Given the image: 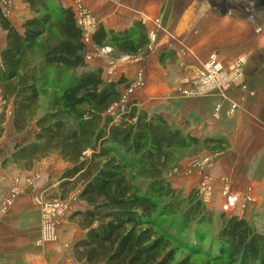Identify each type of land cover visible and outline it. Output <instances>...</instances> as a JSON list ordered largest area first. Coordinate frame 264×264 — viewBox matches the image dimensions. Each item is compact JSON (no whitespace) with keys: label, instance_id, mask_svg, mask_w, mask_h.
I'll list each match as a JSON object with an SVG mask.
<instances>
[{"label":"trees","instance_id":"obj_1","mask_svg":"<svg viewBox=\"0 0 264 264\" xmlns=\"http://www.w3.org/2000/svg\"><path fill=\"white\" fill-rule=\"evenodd\" d=\"M23 3L31 16L19 30L0 8V30L5 33L0 50V135L11 107L15 133L22 134L31 123L35 133L9 160L31 170L41 159L56 154L68 165L59 180V198L65 199L80 184L77 199L85 209L69 217L84 233L72 244L75 260L81 264H198L191 254L177 257L186 247L175 246L172 236L158 228L157 217L178 215L187 228L210 223L212 213L194 191L177 200L165 173L176 162V152H220L226 149V140L216 135L191 136L134 102L110 114V108L121 102L119 86L127 89L129 84L122 78L105 82L102 69L86 63L82 31L71 8L57 0ZM147 33L140 21L121 32L98 25L90 41L98 50L109 48L105 55L116 60L145 52ZM167 60H174L172 51L159 54L160 65ZM41 98L47 106L37 116ZM137 177L147 182L144 192ZM219 218L218 256L199 264H264V234L235 215Z\"/></svg>","mask_w":264,"mask_h":264},{"label":"crops","instance_id":"obj_2","mask_svg":"<svg viewBox=\"0 0 264 264\" xmlns=\"http://www.w3.org/2000/svg\"><path fill=\"white\" fill-rule=\"evenodd\" d=\"M57 1L65 8L73 2ZM78 1L105 30L121 32L135 21L146 26L149 45L144 55L128 59L124 56L113 61L90 43L86 46V63L101 68L102 77L110 81L122 78L129 86L136 71L141 70L145 86L133 90L126 96V101L134 102L136 107L149 114L162 116L191 136L216 135L225 139L227 147L224 151L210 153L215 155V160L204 170V179L211 183L213 196L219 204L225 201L224 191L236 196L233 215L248 221H264V0ZM11 12L16 19L23 15L30 17L23 0H11ZM167 51L174 53V60L160 65L158 56ZM210 56H216L225 70L240 64L239 85L227 92V100L217 95L180 96L181 77H190V71ZM119 91L125 92L122 85ZM230 104L236 105L233 112H230ZM1 127L0 209L5 191L15 179H19L24 193L6 212L0 211V254L20 251L26 254L28 264H47L44 245H34L35 240H40V218L24 178L47 172L50 176L54 169H50L49 164L55 161L54 158L61 162L63 171L68 165L55 154L41 159L31 170H4L1 162L8 154L3 152V147L16 138L21 141L24 132L16 135L10 117L5 118ZM33 136L28 138V143ZM186 166L183 164L174 178L178 187L201 181L197 171L187 172ZM50 180L49 177L46 183L43 182L45 191ZM56 184H50V187ZM247 196L249 201L245 202ZM79 230L73 233L74 240L80 237Z\"/></svg>","mask_w":264,"mask_h":264},{"label":"rangeland","instance_id":"obj_3","mask_svg":"<svg viewBox=\"0 0 264 264\" xmlns=\"http://www.w3.org/2000/svg\"><path fill=\"white\" fill-rule=\"evenodd\" d=\"M26 17L27 16L23 15L19 19L18 18L16 19L15 17H13V15L9 14L8 19L9 20L12 19L14 22H11V23L19 30L20 24L22 23V21L27 19ZM4 37H5V33L0 30V48H3L2 45L4 43ZM102 50H101V52H103ZM109 51H110V49H109ZM109 51H107V53ZM145 52H141V53H139V55L140 54L144 55ZM126 57L127 58H125V59L132 58V57H128V56H126ZM123 58H124V56H123ZM119 59H116V60H119ZM113 61H115V60H113ZM137 72L138 71H136V73ZM103 80L105 82L110 81L107 79V77H103ZM144 86L142 88H144ZM142 88H140V89H142ZM125 90L126 89H124V91ZM122 94L125 97L128 95L126 92H124ZM126 102L131 103L130 101H126ZM124 105H125V103L114 105L109 113L114 114L115 112L118 111V109L121 110ZM1 106H2V103L0 101V111H1ZM46 106H47V101L45 99L41 98L39 110L37 112V116H40L44 112V110L46 109ZM10 116H11V107H9L7 109L5 117H10ZM10 119H11V117H10ZM34 133H35V127L33 126V123H31L27 127V129L24 131V136H23V139H21V141L18 140V138H16L15 140H12L10 145L3 147V152L8 154L4 158V160H7L5 162V164L2 165V162H1L2 168L4 170H9L12 168H14V169H16V168L21 169L22 168V167H17L15 164H13L12 161L9 160L8 157L17 148L23 146L24 144H28V141H27L28 138L31 137L32 134L34 135ZM210 153H211V151H208L206 149H203L198 154H194L193 152H191V150L186 151V152H182V153L176 152L174 155V158H173V160H176V162H174L175 165L173 163L168 165L167 166L168 170L166 171L165 174L167 176L168 182L170 183L171 187L178 193L177 194V197H178L177 200H182L184 197H186L192 191L196 192V195L199 197V199L201 200L204 207L207 208L212 213L211 222L210 223H202V224L193 223V224L188 225L187 228H183V224H182L181 219L178 215L169 216V217H163V216L157 217L158 228H160L163 232H166L172 236V238L176 241L174 243L175 246L186 247V248L179 250L177 252V257L180 258V257L191 254L190 255L191 258L193 260H195L196 262L198 261L199 263L205 261L206 259H211V258L218 256L219 241L217 239V234H218V231H219V228L221 225L219 215L220 214H224L226 216L233 215L232 214L233 209L223 210V208H222L223 204L222 203L219 204V201L217 202L215 200V197L213 196V187H212V194H211V197L209 199V202H204L201 194L199 193V187L204 180V175H203L204 170H200L199 168H197L196 163L200 162L201 159L204 157H209ZM53 155H55V154H53ZM88 155H89V153L86 154V156H88ZM51 156H49L48 158H50ZM54 160L55 161H53L49 165H50V169H54V170L56 169V171L54 172V170H52L50 176H47L48 172L46 171L47 173H45L44 175H40V174L36 173L30 177L24 178L25 186L27 185L29 188V192L31 193V197H32L31 199L34 201V205H35L34 208L38 212V215L40 218V225H39L40 240L39 241L35 240L34 245L39 246V247H40V245H42V246L44 245V247H43V249H45L44 257H45V260H47L46 261L47 264H81L75 260L73 252L71 250V247H72V244L75 241H77L78 239H80L84 233L79 230V233L81 234L80 237L77 238L76 240L73 239L74 238L73 233L78 231V226L75 223V220L72 221L69 219L70 214H65L60 220H58V224H56L54 226L53 231L56 234V238L53 241H51V242L50 241L49 242L48 241H45V242L42 241L43 231H42L41 211L36 204V198L38 196H41L42 200L44 202L50 203L54 200L59 199V197L61 195V192L58 189V186H59V179L61 177L63 169L60 167L61 162H58L57 158H54ZM183 164H187V166L185 167V171L187 170V167H188L187 172L192 171V170L197 171L198 175L200 176L199 180H201V181L198 182L197 184L190 185V186L185 185V184H181L180 187L176 186L174 178L176 175L179 174L180 169L183 167ZM49 177L51 179L49 181L50 184H55V183H58V184L50 187V184L48 183L49 185H48L47 190L45 192H42L41 189H45L43 187H44L46 181L49 180ZM32 178H35V180H39V178L41 179V182L38 186L39 187L38 190L37 189L33 190L31 188L29 180ZM15 180H16V181H14L15 183L13 185H11L10 188H8V190L5 191V194H4V196H5L4 200H5L12 190H15L17 192V195L13 201L12 206L14 205L17 198L24 193V190L19 186V181H18L19 179H15ZM43 181L45 182L44 184H43ZM136 182H137V185L139 182H142V183H140V185L142 186L141 191L144 192L145 189L147 188V185H145V184H147V182L141 181L140 179H138V177L136 178ZM70 185L71 184L67 185V189L71 188ZM174 186H176V187H174ZM79 190H80V184H75L74 190L70 191L66 196V197H69V201L73 205V211L72 212H75L77 210H81V209L85 208V206L82 203H80V201H78V199H77V194H78ZM40 192H42V194H40ZM2 204H3V202H2ZM185 205H186V203L183 202L182 206H185ZM0 211L2 213H4L7 210L3 211L2 205H1ZM61 222H62V227L60 229L59 226H60ZM248 223L251 226H253V228L256 232L258 231V232L264 234V231H263L264 228H262L263 227L262 224L264 225V221H255L254 222L252 220H249ZM58 228L60 229V231L57 234ZM71 239H73V240H71ZM38 243H40V244L38 245ZM194 253H196V254H194ZM26 259H27L26 254L22 253L20 251L19 252H13V253L0 254V264H28V263H26ZM216 264H219V263H216Z\"/></svg>","mask_w":264,"mask_h":264},{"label":"built area","instance_id":"obj_4","mask_svg":"<svg viewBox=\"0 0 264 264\" xmlns=\"http://www.w3.org/2000/svg\"><path fill=\"white\" fill-rule=\"evenodd\" d=\"M0 8L4 16L8 18L11 14V0H0ZM71 10L74 13L76 23L82 31V40L85 46L91 43L90 36L94 29L98 26V21L91 15V13L83 7L78 0H73ZM102 53L109 51L108 48L102 50ZM86 59V56H85ZM199 66L190 71V77L183 75L180 79L181 87L179 88V94L185 98H197L201 96L217 95L227 100V92L236 87L238 80L241 79L240 64H236L232 68L225 70L222 63L216 56H210L209 59L198 64ZM145 85L144 74L139 70L135 74L133 83L125 90L127 94H130L134 89H140ZM241 84L240 86H242ZM244 88V87H243ZM126 97L122 95L120 104H126ZM113 108V107H112ZM110 108V110L112 109ZM236 109V105L230 104V112ZM109 110V112H110ZM219 110V106L216 107V111ZM111 114V113H110ZM215 160V155L210 154L209 157H204L200 162L196 163L197 168L205 170L210 167ZM41 179L35 180L32 178L29 180L31 188L33 190L39 189ZM44 182V181H43ZM45 192V189H41ZM40 192V194H42ZM199 193L202 196L204 202H209L212 194V185L205 178L199 187ZM17 195L15 190H12L8 197L3 201L2 210L9 209ZM225 201L223 202V210H231L236 205V196H231L227 191L223 192ZM248 196L245 198V202H248ZM36 204L41 211L42 220V241H53L56 238V234L53 228L58 224L65 214H70L73 211V205L69 201V197L65 199H57L50 203L44 202L41 196L36 198Z\"/></svg>","mask_w":264,"mask_h":264}]
</instances>
